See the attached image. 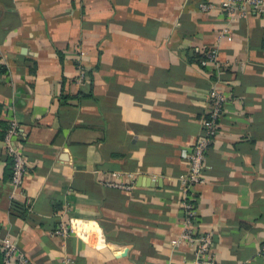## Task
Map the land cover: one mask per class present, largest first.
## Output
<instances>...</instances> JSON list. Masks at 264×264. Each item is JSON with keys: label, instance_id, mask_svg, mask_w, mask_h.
I'll return each instance as SVG.
<instances>
[{"label": "crops", "instance_id": "0c3cea01", "mask_svg": "<svg viewBox=\"0 0 264 264\" xmlns=\"http://www.w3.org/2000/svg\"><path fill=\"white\" fill-rule=\"evenodd\" d=\"M221 1L0 0V264L6 239L33 264H264V18L228 20ZM214 90L228 101L207 181L186 192L182 152ZM14 117L19 190L2 144ZM187 193L195 240L177 244Z\"/></svg>", "mask_w": 264, "mask_h": 264}, {"label": "built area", "instance_id": "2783aa9c", "mask_svg": "<svg viewBox=\"0 0 264 264\" xmlns=\"http://www.w3.org/2000/svg\"><path fill=\"white\" fill-rule=\"evenodd\" d=\"M200 7L203 11L208 12L212 10L215 5L212 2H202ZM218 7L228 20H232V18L236 16H246L249 8L254 9L258 15L264 18V2L262 0H222ZM220 36L227 37L228 40L233 39L232 35L227 30L220 32ZM217 58L218 48H210L205 53L202 64L208 65L214 63L217 61ZM227 101V93L221 90L213 91L208 117L204 120L203 124L202 136L191 145L189 150H183L182 152V156L190 162L189 171L182 175L186 192H188L190 186L193 184H204L207 181L205 176L207 153L210 143L220 131L221 120L225 112L224 107ZM20 128L21 125L19 121L15 117L10 118L2 138L4 150L12 163L11 184L15 190L21 188L30 167L23 145L19 140ZM182 205L186 211V225L185 230L176 241L177 244L193 242L195 240L189 224H191L196 217V213L191 204L189 193L186 194ZM71 232V226L61 224L53 231V235L66 238ZM210 244V236H206L203 240V244L199 246V255H207L206 252L209 251ZM3 251L5 264H33L24 250L19 248L12 239H6L4 241ZM201 260L203 264H216L213 259L205 260L201 257Z\"/></svg>", "mask_w": 264, "mask_h": 264}, {"label": "trees", "instance_id": "16d2710c", "mask_svg": "<svg viewBox=\"0 0 264 264\" xmlns=\"http://www.w3.org/2000/svg\"><path fill=\"white\" fill-rule=\"evenodd\" d=\"M205 56V55H204ZM204 56H202V57H200L199 58V62L200 63H202V60H203V58H204ZM5 134V133H4ZM4 136V135H3ZM15 209L16 210H18L19 212H21V211H24V208H23V206L20 204L19 206L17 205V206H15ZM21 210V211H20Z\"/></svg>", "mask_w": 264, "mask_h": 264}]
</instances>
